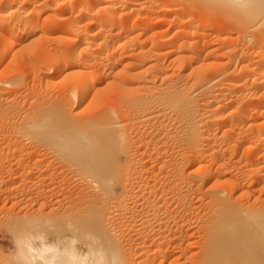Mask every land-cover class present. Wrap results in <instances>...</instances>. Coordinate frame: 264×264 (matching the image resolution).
Returning a JSON list of instances; mask_svg holds the SVG:
<instances>
[{
    "label": "bare ground",
    "instance_id": "6f19581e",
    "mask_svg": "<svg viewBox=\"0 0 264 264\" xmlns=\"http://www.w3.org/2000/svg\"><path fill=\"white\" fill-rule=\"evenodd\" d=\"M198 4L209 14L225 12L227 25L216 31L225 32L220 39L236 43L222 54L213 48L201 57V39L207 38L199 28L213 19H201ZM48 19L60 22L50 25ZM166 22L168 28H157ZM172 27H177L174 34L167 36ZM213 55L228 56L215 71ZM17 58L21 63L31 58V82L14 69ZM236 59L239 73L230 66ZM57 82L64 86L53 95ZM85 101L97 107L82 114ZM159 117L169 119L170 124L159 120L170 125L164 129L167 139L176 140L184 159L175 166L182 175L169 177L177 193L176 199L166 195L170 202L165 179L141 177L146 169L132 172L141 178L131 174L136 166L129 125ZM257 118L261 123L246 127ZM243 135L252 136L245 144V168L233 159ZM161 143L151 151H161ZM40 147L82 175H115L122 190L115 194L113 186L99 181L97 190L103 191L92 192L96 204L88 199L91 194L86 197L96 214L85 204V213H91L83 225L82 253L61 248L66 243L71 248V241L46 242L42 230L37 232L42 240L34 235L41 244L27 237L21 241L18 259L26 264H264V0H0V178H40L42 158L30 161ZM118 155H123L119 163ZM187 166H192L189 173ZM172 198L176 211L169 210L174 213L169 217ZM127 214L138 225L129 226L128 216L133 231L117 233L112 220ZM185 216L186 225H180ZM194 218L202 230L199 239Z\"/></svg>",
    "mask_w": 264,
    "mask_h": 264
},
{
    "label": "rangeland",
    "instance_id": "374dc122",
    "mask_svg": "<svg viewBox=\"0 0 264 264\" xmlns=\"http://www.w3.org/2000/svg\"><path fill=\"white\" fill-rule=\"evenodd\" d=\"M146 4H149L148 3V1H146ZM198 6H199V9H198ZM212 6H215V4H212L211 3V8H217V6H219V5H217L216 4V6L215 7H212ZM200 5L198 4L197 5V9H196V12H198V13H200L199 14V16L201 17V19H203V20H207L208 19V22L211 20V17L210 16H212V19H213V21L211 20L210 22H209V25L207 26H201L200 28H199V30L200 31H202L201 33H204V34H206V36H204L203 35V37L204 38H207V39H201V45H200V47H204V51L202 50L201 51V57L202 58H206V57H208V55L206 54V53H208V50H210V49H213V48H217L218 49V51H219V54L221 53H223V52H225L230 46H233V45H235V43L236 42H234V44H232L233 43V41H232V43H228V42H230L229 40L227 41V40H225V39H220L221 37H224L226 34H225V32H222V33H218L217 31H216V27L217 26H221V25H223L224 24V26L225 25H227V23H226V20L223 18V17H226V15H225V12L224 13H216V12H214L213 13V11L211 12L210 11V14H209V9L207 10V9H204V8H201V9H203L202 11L200 10ZM203 7H209V6H203ZM210 8V7H209ZM210 8V9H211ZM219 8V7H218ZM184 9H186V8H184ZM212 10V9H211ZM220 10H222L221 8H220ZM204 11V12H203ZM205 11H207V13L205 12ZM215 11H217L216 9H215ZM218 11H219V9H218ZM216 13V14H215ZM212 14V15H211ZM172 15H170V16H168L169 18L171 17ZM208 16V17H207ZM206 17V18H205ZM210 17V18H209ZM210 19V20H209ZM216 19V20H215ZM49 20V19H48ZM48 20H46V22L48 21ZM55 21V20H54ZM53 20H49L48 21V23L50 24V25H53L54 23L56 24V25H58V23L60 22L59 20H56L55 22H54ZM59 21V22H58ZM216 21H218V23L216 22ZM221 21V22H220ZM58 22V23H57ZM215 22V23H214ZM47 23V24H48ZM168 22H166L165 24L163 23L160 27H157L159 30H161V29H166V28H168V24H167ZM212 24V25H211ZM213 24H216V26H214ZM218 24V25H217ZM210 26V27H209ZM212 26V27H211ZM214 27V28H213ZM156 28V29H157ZM176 28L177 27H172V29H170L168 32H166V34H167V36H168V34L171 36L172 34H174V32L173 31H175L176 30ZM206 28V29H205ZM208 28V29H207ZM155 29V30H156ZM175 29V30H174ZM212 29V30H211ZM152 31V30H151ZM207 32H208V34H207ZM219 35H218V34ZM219 36V37H218ZM221 36V37H220ZM210 39V40H209ZM212 40V41H211ZM225 40V41H224ZM205 41V42H204ZM202 42H204V45H202ZM205 43H207V44H205ZM226 45H225V44ZM230 46H229V45ZM228 45V46H227ZM220 49V50H219ZM206 50V51H205ZM205 52V53H204ZM205 54V55H204ZM207 55V56H206ZM216 55H213L212 56V59L213 60H211V61H215V63H213V65H212V67H211V65H210V69L212 70V71H215V70H218V69H216V68H218L219 67V63H221V62H223V61H225V60H227L228 59V56H226V55H224L222 58H220L219 59V57L217 58V56H216V58H215V60H214V58L213 57H215ZM210 58L209 59H211V56H209ZM21 59L23 58V57H20ZM21 59H18L17 58V61H18V63H20V64H23V66L22 65H20V64H17V63H13L15 66H17L16 68H14V69H17V70H20V71H17V70H15V71H17V73H19V74H22L23 72H25V73H27L28 75H27V77H28V79H29V82H31L32 81V79H31V77H32V69H33V64L30 62V60H31V58H29V61H27L28 60V58H24L23 59V62L21 63ZM164 59V58H163ZM237 59H239V58H237ZM237 59L236 60H234V61H232L233 63H231L230 64V66H231V69H235V71L237 72V73H239L237 70L239 69V66H240V60H238L237 61ZM223 60V61H222ZM166 61H168V60H166ZM209 61V60H208ZM220 61V62H219ZM237 63H236V62ZM14 62H16V60L14 61ZM28 62V63H27ZM207 62V61H206ZM219 62V63H218ZM235 62V63H234ZM25 63H27V64H25ZM218 63V64H217ZM26 66H25V65ZM166 64H168L167 62H166ZM236 65V68H235V65ZM234 67H233V66ZM214 66V67H213ZM14 67V66H13ZM23 67V68H22ZM24 67H26V68H24ZM32 68V69H31ZM238 68V69H237ZM182 77L183 76H181V78H180V81L182 82L183 81V79H182ZM184 77H185V79L188 77V74H185L184 75ZM182 79V80H181ZM177 81H179V80H177ZM179 81V82H180ZM64 86V85H62L61 83H59V82H57L56 84H54L52 87L54 88V91H52V93H53V95H54V92L55 93H57L59 90H60V88H62V87ZM51 87V88H52ZM59 88V89H58ZM52 90V89H51ZM56 90V91H55ZM93 104V103H92ZM95 105H96V103H95ZM93 106H94V104H93ZM92 105H90V103H88V101H85L83 104H82V106H81V109H83L82 111H80V112H83L82 114H85L86 112L88 113H90V112H92L91 111V109H90V107L91 108H96L97 106H94L93 107ZM255 111V110H254ZM253 110L251 111L250 110V114H252V113H255ZM86 113V114H87ZM259 114V113H258ZM159 119H161V120H163V122H165L166 121V123L168 122L169 124H170V121H169V119H168V121H167V117H165V118H161V117H159V118H155L154 119V121H153V119L150 121V122H145V123H134V124H130V125H134V126H136V127H134L133 126V128H132V126H130L129 125V129H130V127H131V129H130V134H131V139H132V143H130V145H129V147H130V152L132 153V157L135 155V157H133L134 159H133V163H135L134 165H133V163H132V167H135V168H132L131 170H133V171H131V174L133 175L134 173L136 174V172H137V174H138V172L140 171H143V169H146L145 171H143L144 173H142L141 172V175H140V173H139V176L137 177L135 174L132 176L131 174H130V176H132L133 178H139L140 176L141 177H143V178H148L147 176H149L150 178L152 177V178H155L156 176V178H163L162 180H164L165 181V186H166V189H168L169 191L167 192L166 191V194H165V197H167V196H170L171 197V195H172V197L174 198V199H176V197H177V193H175L176 191V187H175V190H174V186H173V188L171 187V186H169L170 184H168L169 183V180H170V178H172V179H177L178 177H180L181 175H179L178 173H177V166L179 165V167H180V164L182 163L183 164V162L181 161V163H178V161H180V158H181V160H184L183 158H182V156H180V155H182V154H179V151L177 150V142L174 144V140L172 141L171 139H167V138H169L167 135H166V133H165V131H164V129H165V126L166 127H170V125L169 124H167V125H169V126H167L166 125V123H161V120H159L160 122H159V124H158V120ZM259 118H257V120L255 121V122H257V123H255V124H253V125H248V124H245L246 125V127H251V126H254L255 127V125H257V124H259V123H261V119H259ZM150 123V124H149ZM138 126H141L140 128L139 127H137V125ZM156 124V125H155ZM163 124H165V125H163ZM146 125V126H145ZM155 125V127H152V126H154ZM244 125V126H245ZM156 126H157V128H159L158 126H162L161 128H162V130L161 129H157L156 128ZM245 127V128H246ZM142 128H143V130H142ZM150 128V129H149ZM133 129V130H132ZM146 131H145V130ZM155 129H156V131H155ZM141 130H142V132H141ZM150 130H152V134L150 133ZM160 131V132H158V133H156L157 131ZM131 131H132V133H131ZM153 131H154V133H153ZM163 131H164V133H163ZM144 132H147V133H144ZM162 132V133H161ZM139 133V134H138ZM143 133V134H142ZM133 134V135H132ZM144 134L146 135L145 137H144ZM155 134V135H154ZM163 134V135H162ZM149 135H153L152 136V138H151V136H149ZM157 135V136H156ZM159 135H161L162 136V138H161V136H160V138L158 137ZM142 136V137H141ZM156 136V137H155ZM149 137V138H148ZM159 139H158V138ZM141 138H144L143 140L141 139ZM146 138V139H145ZM148 138V139H147ZM164 138H165V141H164ZM250 138H252V136H250V135H243L242 136V139H240V141H242V144H241V146H240V150L239 151H237V153L236 154H234L233 155V159L234 160H236V159H238L239 160V164H240V166L243 164V166H241V167H243V168H245L246 167V162H245V160H246V155H248L247 154V152H249V150L247 149V148H245V144L247 145V143H249V141H251V139ZM139 139H141L142 141H140ZM151 139V140H150ZM157 139V140H156ZM170 140V141H167V140ZM250 139V140H249ZM145 140V144H143L142 142ZM162 140V141H161ZM137 141L138 142H140V143H138L137 144ZM149 141H151V142H149ZM159 141V142H158ZM176 141V140H175ZM245 141V142H244ZM158 142V143H157ZM162 142V143H161ZM150 143V144H149ZM155 143V144H154ZM160 143L161 144H163L161 147L162 148H160L161 149V151L160 150H156V153H157V155H156V153H155V151H154V149H153V151H151V149L152 148H154L155 146H157V144L158 145H160ZM171 143H173V144H171ZM134 144V145H133ZM140 144V145H139ZM147 144H149V145H147ZM155 145V146H152V145ZM175 145H176V147H175ZM182 145L184 146V148H185V151H186V145L185 144H183L182 143ZM146 146H148V147H146ZM244 146V147H243ZM135 147V148H134ZM146 147V148H145ZM151 147V148H150ZM168 147V148H167ZM43 148V147H42ZM41 147L40 148H38V149H36V151L35 152H38V155H36L35 153H33V155H31V157H30V161H34L35 159H37L36 157H38L39 159L40 158H42V160H40V165H38V166H42L41 167V173L43 174V172H44V174L42 175L41 173H40V176L42 177V176H44V175H48L49 177L48 178H0V264H26L23 260H21V258H19L18 259V255L20 254V252H21V241L23 240V239H26V237L27 238H30V241L31 242H33L34 240H36V241H34L33 242V244L36 242L37 244L40 242V240H42L41 238H38L37 237V234L40 232V233H43L42 232V230L43 231H45V234H43L44 235V237H46V235H47V237L49 238V235L50 236H54L53 238L52 237H50L49 239L47 238H45V241L46 240H48L49 242H50V240L51 241H53L54 239H56V238H58V240L56 239V240H54L53 242H59V238H61L62 240H60V242L62 241L63 242V244H64V241L65 242H69V241H71L69 244L71 245V248H76L75 250L73 249H71V248H69V247H67V243H66V246H65V244L63 245L62 244V242L60 243V245H63L61 248L62 249H65L66 248V250H71V251H79L80 250V245L79 244H81L82 245V241H84L83 239H84V232H86V226H83V225H87V221L89 220V218L87 219L86 217V215H88V214H90L91 212H93V208H94V204H96L95 202H96V200L94 199L95 197H98V195L97 194H94V193H98L99 194V192L100 191H103V189H98L97 190V188H99V187H101V186H107V185H109L110 187H112L113 186V191H114V193L116 192V193H118V191H119V193H121L120 191L122 190L121 189V186H120V184L118 183L119 181H118V179H116V178H114V177H116L115 175L114 176H108V177H104V178H101L100 179V177H96V175H94V174H92V175H89V177H88V175H86L84 172V174L83 175H85L86 176V178H83V177H85V176H83L82 175V172H80V171H77V169H75L76 167H74V166H67L68 164H67V162H66V164H65V166H64V163L65 162H63L61 159H59V158H57V157H54V156H56V154L54 155V153L52 154V152H47V150H44V148L42 149ZM133 148V149H132ZM140 148V149H139ZM165 148V149H164ZM40 149H42V150H40ZM169 149H170V151H169ZM172 149V150H171ZM243 149V150H242ZM39 150V151H38ZM141 150V151H140ZM174 150V151H173ZM244 150H245V152H244ZM246 150H248L247 152H246ZM45 151H46V154H43V153H45ZM152 153H151V152ZM159 153H158V152ZM139 152H141V153H139ZM175 152V153H174ZM153 153H155L154 155H153ZM242 153V154H241ZM34 154H35V156H34ZM42 154V155H41ZM150 154H152V155H150ZM240 154H241V156H240ZM246 154V155H245ZM47 155V156H46ZM137 155V156H136ZM141 155V156H140ZM227 155H230V153H228ZM45 156V157H44ZM139 156V157H138ZM237 156V157H236ZM34 157H35V159H34ZM153 157V158H152ZM159 157H160V159H159ZM243 157H244V159H243ZM32 158H33V160H32ZM58 159V160H57ZM119 159V160H118ZM158 159V160H157ZM168 159V160H167ZM62 162H61V161ZM118 160V161H117ZM123 160V155H118L117 156V159H116V161H117V163H119V161L121 162ZM154 160H156V161H154ZM207 161H208V159H206ZM205 160V162H207ZM143 163H142V162ZM153 162H156V164L155 163H153ZM158 162V163H157ZM163 162H165L166 164L164 165V163ZM243 162V163H242ZM245 162V163H244ZM161 163V164H160ZM162 163H163V165H162ZM173 165H172V164ZM178 163V164H177ZM41 164H44V165H41ZM63 166H62V165ZM143 166H142V165ZM158 164H159V166H158ZM170 164V165H169ZM58 165H60V166H58ZM117 165L118 164H116V167H117ZM153 165V166H152ZM155 165L156 166H158L159 168L157 169V167L155 168ZM161 165V166H160ZM172 165V166H171ZM67 166V167H66ZM163 166H165V167H163ZM176 166V167H175ZM196 166V165H195ZM51 167V168H50ZM68 167H69V169H68ZM71 167H73L72 169L74 170H76L75 172L76 173H74V171H72V169H71ZM141 167V168H140ZM149 167V168H148ZM161 167L162 168H164L163 169V171H161L162 169H161ZM137 168V169H136ZM139 168H140V170H139ZM153 168V169H152ZM169 168V169H168ZM191 168H192V166H187L186 167V172H187V170L189 171V170H191ZM42 169H43V171H42ZM66 169V170H65ZM142 169V170H141ZM172 169V170H171ZM62 170V171H61ZM45 171H47V173H45ZM136 171V172H135ZM176 171V172H175ZM52 172V173H51ZM77 172H80L79 174H77ZM132 172H134V173H132ZM146 172V173H145ZM149 172V173H148ZM170 172V173H169ZM174 173V174H173ZM176 173V174H175ZM187 173H189V172H187ZM53 175V176H51V175ZM145 174H146V176H145ZM156 176H155V175ZM55 175V176H54ZM70 175V176H69ZM144 175V176H143ZM174 175V176H173ZM65 176V177H64ZM154 176V177H153ZM176 176H178L177 178H176ZM53 177V178H52ZM96 177V178H95ZM131 177V178H132ZM140 177V178H141ZM170 177V178H169ZM183 177L184 178H187L186 177V174L184 175L183 174ZM182 177V178H183ZM88 178V179H87ZM114 178V179H113ZM91 181H90V180ZM94 181H93V180ZM104 179H105V181H104ZM111 179V180H110ZM168 179V180H167ZM87 180V181H86ZM108 180H109V182H108ZM113 180V181H112ZM88 181H90L91 182V184H89L90 182H88ZM97 182V186L95 185L96 184V182ZM100 181V182H99ZM166 181H168V182H166ZM85 182V183H84ZM88 182V183H87ZM100 183V185L101 186H98V184ZM101 182H103V184L101 183ZM117 184H116V183ZM37 183V184H36ZM87 183V184H86ZM92 183L95 185H92ZM106 183H107V185H106ZM89 184V185H88ZM88 185V186H87ZM92 187H91V186ZM167 185H168V187H167ZM90 186V187H89ZM94 186V187H93ZM184 187H185V185H184ZM81 188V189H80ZM84 188V189H83ZM93 188H95V189H93ZM170 188V189H169ZM86 189V190H85ZM52 190V191H51ZM83 190V191H82ZM171 190V191H170ZM174 190V191H173ZM91 193H90V192ZM159 191H160V188H159V190H158V193H159ZM92 192H94L93 193V196H92ZM123 192V191H122ZM125 192V191H124ZM85 193V194H84ZM88 195H87V194ZM115 193V194H116ZM171 193V194H170ZM41 194V195H40ZM67 194V195H66ZM91 194V196H89ZM100 194H101V192H100ZM75 195V196H74ZM78 195V196H77ZM95 195V196H94ZM110 195V196H109ZM108 196L112 199L113 197H111V195L113 196L114 194H112V193H110ZM157 195H159V194H157ZM167 195V196H166ZM52 196V197H51ZM77 196V197H76ZM89 196V197H88ZM176 196V197H175ZM49 197V198H48ZM86 197H88V199L90 200V202H92V201H94V204H92V203H89L88 202V199H87V201H86ZM94 197V198H93ZM93 198V199H92ZM173 198H172V203H171V205H170V207H171V209L169 208V202H170V199H168V197L166 198V200L167 201H169V202H167V203H169V204H167V208H169L168 209V214H169V217H171V215L172 214H174L175 213V211H173L175 208H174V206H175V203H176V200L174 201L173 200ZM64 199V200H63ZM66 199V200H65ZM68 199V200H67ZM110 199V200H111ZM59 200V201H58ZM195 201H196V198L194 199ZM75 201V202H74ZM199 199H198V203H199ZM32 202V203H31ZM45 202V203H44ZM65 202V203H64ZM43 203L45 204V205H43ZM196 203V202H195ZM201 203V202H200ZM85 204H87L88 205V207H87V205H85ZM92 205V206H90V205ZM70 205V206H69ZM40 206H41V208H40ZM84 206L85 207H87V208H89V207H91V208H89V211H91V209H92V211L91 212H86L85 213V211H86V209L84 208ZM111 207V206H110ZM116 207V206H115ZM114 207V208H115ZM52 208V209H51ZM55 208V209H54ZM112 208V207H111ZM110 208V209H111ZM113 208V209H114ZM174 208V209H173ZM39 209V210H38ZM81 211H80V210ZM173 209V210H172ZM58 210V211H57ZM88 210V209H87ZM109 210V209H108ZM169 210L170 211H173L172 213L170 212L169 213ZM41 211V212H40ZM48 211H50V212H48ZM77 211V212H76ZM94 211L95 212H93L94 214H96V210L94 209ZM110 211V210H109ZM115 211V212H114ZM33 212V213H32ZM84 212V213H83ZM111 212H112V210H111ZM113 212L114 213H116L117 211L114 209L113 210ZM55 213V214H54ZM92 213V215L94 216V214ZM47 214V215H46ZM74 214H76L75 216H74ZM85 214V215H84ZM41 215V216H40ZM55 215V216H54ZM70 215V216H69ZM116 215V214H115ZM118 215V214H117ZM126 215H124V216H122V217H124V218H120V220H119V218H116V219H114V220H112V222H111V225H112V227L113 228H115L114 230L117 232V233H119V231H120V229H121V232L122 231H124V229L123 228H125V231L124 232H120L121 234H126L125 232H129V231H133V228H131L132 226H134L136 223V226L138 225V223L139 222H136V223H134V219L133 218H131V216H130V214L128 215L127 214V216L125 217ZM129 216V217H128ZM203 216L205 217V215L203 214ZM84 217V218H83ZM127 217H128V220L130 221L131 219H132V221H130V225H129V221H127ZM197 217V216H196ZM40 218V219H39ZM60 218V219H59ZM70 218V219H69ZM42 219V220H41ZM59 219V220H58ZM87 219V220H86ZM122 219H126L125 220V222L122 220ZM171 219H172V221H171ZM69 220V221H68ZM83 220V221H82ZM123 221V223H121L122 221ZM169 220H170V223L173 225V218H169ZM193 220H195V221H193ZM32 221V222H31ZM61 221V222H60ZM64 221V222H63ZM85 221V222H84ZM117 221H120V222H117ZM127 221V222H126ZM193 223H192V225H193V227L196 225H198V223L196 222V218H194V219H192L191 220ZM40 222V223H39ZM45 222V223H44ZM51 222H53V223H51ZM54 222H55V224H54ZM69 222V223H68ZM182 222V223H181ZM180 222V225L181 224H185L186 225V223H187V218H186V216H185V218H183V221H181ZM194 222H196L195 224H194ZM27 223V224H26ZM47 223V224H46ZM85 223V224H84ZM119 223V224H118ZM125 223V224H124ZM127 223H128V225L129 226H131V227H128L127 228ZM82 224V225H81ZM114 224V225H113ZM122 224V225H121ZM132 224V225H131ZM134 224V225H133ZM37 225V226H36ZM74 225V226H73ZM116 225H117V227H116ZM121 225V227L119 228V229H117L119 226ZM40 226V227H39ZM44 226V227H43ZM58 228H57V227ZM60 226V227H59ZM81 226V227H80ZM124 226V227H123ZM135 227V226H134ZM37 228V229H36ZM44 228V229H43ZM46 228V229H45ZM127 228V229H126ZM24 229V230H23ZM123 229V230H122ZM129 229V230H128ZM195 229V230H194ZM192 231H193V233L195 232L196 233V235H195V233H194V235H195V237H196V239H197V236H198V239H199V235H201L200 233H202L201 231L202 230H198V226L196 227V228H194ZM54 230V231H53ZM75 230V231H74ZM39 231V232H38ZM83 231V232H82ZM199 231V233L197 234V232ZM32 232V233H31ZM36 232V233H35ZM38 232V233H37ZM128 232H127V234H128ZM33 233H35V234H33ZM47 233H49V234H47ZM52 233H53V235H52ZM76 233V234H75ZM78 233H79V235H78ZM32 235V236H31ZM37 237V239H40V240H37V239H35L36 237ZM61 235V236H60ZM64 235V236H63ZM29 236V237H28ZM58 236V237H57ZM80 236V240L78 239V237ZM63 237V238H62ZM194 237V238H195ZM64 238H65V240H64ZM77 238V239H76ZM34 239V240H33ZM67 239V240H66ZM76 239V240H75ZM195 239V240H196ZM82 240V241H81ZM48 241H46V242H48ZM80 241V242H79ZM200 241V240H199ZM199 241L197 240V242L193 245V250L194 251H197L196 249H197V247H198V249H199ZM73 242H75L76 244H78V246H76V244L75 243H73ZM82 242V243H81ZM35 243V245H37ZM42 243V241L40 242V244ZM73 243V244H72ZM68 244V245H69ZM197 244V245H196ZM55 245H57V243H55ZM72 245H75V246H72ZM196 245V246H195ZM80 246V247H79ZM68 248V249H67ZM77 248H79V249H77ZM82 248V247H81ZM191 248V249H192ZM190 249V250H191ZM68 250V251H69ZM82 250L83 249H81V251H79V252H81L82 253ZM192 251V250H191ZM193 251V252H194ZM188 252H189V250H188ZM17 256V257H16ZM20 260V261H19Z\"/></svg>",
    "mask_w": 264,
    "mask_h": 264
}]
</instances>
